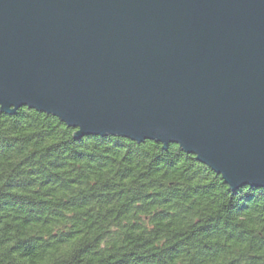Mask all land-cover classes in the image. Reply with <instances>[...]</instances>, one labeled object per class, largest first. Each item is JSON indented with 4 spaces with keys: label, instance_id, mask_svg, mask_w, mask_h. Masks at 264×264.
Here are the masks:
<instances>
[{
    "label": "water",
    "instance_id": "1",
    "mask_svg": "<svg viewBox=\"0 0 264 264\" xmlns=\"http://www.w3.org/2000/svg\"><path fill=\"white\" fill-rule=\"evenodd\" d=\"M23 107L264 190V0H0V112Z\"/></svg>",
    "mask_w": 264,
    "mask_h": 264
},
{
    "label": "trees",
    "instance_id": "2",
    "mask_svg": "<svg viewBox=\"0 0 264 264\" xmlns=\"http://www.w3.org/2000/svg\"><path fill=\"white\" fill-rule=\"evenodd\" d=\"M0 112V264H264V190L179 147Z\"/></svg>",
    "mask_w": 264,
    "mask_h": 264
}]
</instances>
